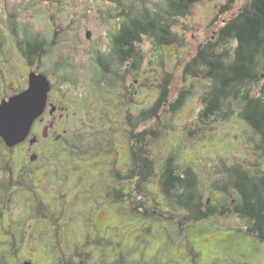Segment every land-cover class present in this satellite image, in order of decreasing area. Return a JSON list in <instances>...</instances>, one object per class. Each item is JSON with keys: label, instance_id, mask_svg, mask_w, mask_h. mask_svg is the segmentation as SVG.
Returning <instances> with one entry per match:
<instances>
[{"label": "rangeland", "instance_id": "obj_1", "mask_svg": "<svg viewBox=\"0 0 264 264\" xmlns=\"http://www.w3.org/2000/svg\"><path fill=\"white\" fill-rule=\"evenodd\" d=\"M227 1H203L190 15L180 17L174 26L179 43L160 46L146 38L141 44L140 71L130 63L121 67L124 79L108 98L101 86L102 92L94 90V81L102 77L97 53L109 52V36L120 25L114 17L113 0H0V28L6 33V45L0 52V100L28 87L29 72L44 67L53 82V98L70 104L81 117V124L76 121L72 126L74 136L64 145L44 149L46 154L37 162L30 161V171L23 169L24 146L6 148L0 143V184L9 179L14 182L0 200V264L25 260L61 264L82 257L85 264H264V243L239 231L246 229V221L236 214L202 222L185 220L187 228L180 236L176 225L184 215L170 201L158 207L167 209L161 220L144 218V208L135 210L140 190L144 200L163 196L162 164L176 148L177 163L194 165L199 190L209 199L220 195L217 184L223 181L225 166L242 161L253 169H264L260 135L238 116L239 104L230 105L228 118L204 122L201 113L207 81L186 72L198 48L213 40L249 0H238L232 10L221 13ZM13 19L16 26L10 23ZM25 26L49 43L57 42L47 57L33 65L11 38L17 29L20 36L14 38L20 39ZM167 72L173 74L169 103L183 89L191 88L193 93L177 113L170 112L167 103L160 116L136 129L152 128L160 133L149 134L151 155L159 163L156 174L139 189L138 178L129 177L133 169L130 147L135 140L123 107L129 103L136 112V108L153 104ZM110 76L106 74L103 83ZM79 149L86 153H77ZM119 192H125L122 201L116 197L121 196ZM62 249L67 253L63 258Z\"/></svg>", "mask_w": 264, "mask_h": 264}, {"label": "trees", "instance_id": "obj_2", "mask_svg": "<svg viewBox=\"0 0 264 264\" xmlns=\"http://www.w3.org/2000/svg\"><path fill=\"white\" fill-rule=\"evenodd\" d=\"M49 1L56 2L58 0ZM203 1L211 0H162V2L113 0L114 8L117 10L114 17L120 22V25L117 31L109 36V52L99 51L97 53L100 76L102 77L99 78L101 80L95 79L94 90L102 92L99 87L101 86L107 91L108 98H111L113 90L120 87L121 81L124 79V76L120 74L121 67L130 63L135 71H140L144 60L141 44L145 42L146 38H151L160 46L179 43L180 37L174 31L176 22L180 17L190 15L193 8ZM237 1L228 0L220 10L221 13L232 10ZM216 17L220 18V15L217 14ZM10 23L11 25L13 23V26L17 25L15 19L10 20ZM21 32L22 37L15 40L14 37H17L18 33L20 36V32L13 29L11 38L18 43L22 54L31 65L35 64V61L47 57L52 46L57 43L56 41L49 43L41 33L30 31L26 26ZM5 45L6 33L0 28V52L4 51ZM43 68L40 67L37 70L45 72ZM186 72L207 81V88L203 95L202 120L209 122L222 116L228 118L231 115L228 112L230 105L233 102L239 104L238 116L248 122L253 130L260 135V148L264 152V82H262L264 74V0H249L237 14L228 19L219 28L218 34L213 40L198 48L195 56L188 62ZM106 74L111 76L107 78V82L103 83ZM166 75L167 77L158 86L159 96L153 104L141 109L136 108V112L131 111L129 103H124L123 107V110L129 114L131 130L134 131L132 139L135 140V143L130 147V161L133 169L129 177L130 179L138 178L139 189H143L156 174L155 165L158 161L151 155L149 134L153 132L155 136H158L160 133L152 128L136 129L156 116H160V112L169 103L173 74L167 72ZM260 84L261 86H259ZM21 90L23 88L16 92ZM192 93L191 88L183 89L174 102L169 103L168 110L174 114L180 111ZM106 106L108 105L106 104ZM74 129L66 130L63 140L58 141L56 145H64L63 143L76 133ZM107 134L110 136L108 132ZM109 136L108 138H110ZM82 138L83 136H80L81 141H83ZM0 143L8 148L2 137H0ZM102 147L104 146L102 145ZM176 149L162 164L160 193L163 196L160 198L155 194L144 200L141 197L144 192L140 190L139 206L135 210L142 212L140 208L142 210L144 208V212L141 213L145 215L144 218L151 217L154 220L160 218L161 220L163 219L161 216L164 215L163 210L167 211V209L160 210L158 207L165 201H170L184 215L176 225L180 236L187 228L184 227L185 220L202 222L214 216L236 214L246 221V229L239 231L264 243V169H253L242 161L225 166L223 181L217 184V190H219L217 193L220 195L209 199L199 190V174L194 165L187 163L182 167L177 163ZM43 153L46 154V152ZM77 153L83 154L86 151L79 149ZM13 183L12 179L1 181L0 193L6 194L13 187ZM18 183L22 184L21 181ZM150 191L152 190L150 189ZM119 194L121 196L116 197L122 201L125 192H119ZM168 234L172 235L173 233L170 231ZM193 253L197 256L195 251ZM65 254L67 253L62 249L61 258ZM61 264H85V258L82 257L78 262L69 258Z\"/></svg>", "mask_w": 264, "mask_h": 264}, {"label": "water", "instance_id": "obj_3", "mask_svg": "<svg viewBox=\"0 0 264 264\" xmlns=\"http://www.w3.org/2000/svg\"><path fill=\"white\" fill-rule=\"evenodd\" d=\"M88 33L90 36L91 32ZM52 89L53 82L50 77L45 72L34 69L29 72L28 87L0 100V137L8 147H15L31 136L35 122L42 117L48 106ZM55 108L53 105L52 112ZM37 140L38 137L34 135L31 143ZM38 157V153H33L31 160ZM22 264L33 262L25 260Z\"/></svg>", "mask_w": 264, "mask_h": 264}, {"label": "flooded vegetation", "instance_id": "obj_4", "mask_svg": "<svg viewBox=\"0 0 264 264\" xmlns=\"http://www.w3.org/2000/svg\"><path fill=\"white\" fill-rule=\"evenodd\" d=\"M55 39H57V35ZM53 105L56 106L54 112H52ZM76 121L77 123L78 122L79 123L76 124ZM74 124L76 125L81 124V117L78 116L77 111H74L71 105L68 104L67 102L64 104L61 101V99L59 100L57 98L54 99L50 92L48 106L42 117L35 122L31 136L24 142L14 147V148L20 146L25 147L24 148L25 158L23 162V169L30 171L31 170L30 166L32 165V162H30L32 161L31 155L33 153L39 154V157L33 161V162H37L41 158L44 149L45 151L54 149L56 143L60 140H63V135L65 134V131L71 130ZM46 129H47V133L45 134ZM34 135L38 137V140L35 143H31V138ZM28 152H30L29 155ZM1 199H3V195L0 193V200ZM2 213L3 212L0 210V214Z\"/></svg>", "mask_w": 264, "mask_h": 264}]
</instances>
